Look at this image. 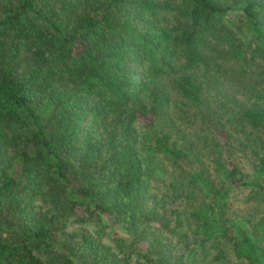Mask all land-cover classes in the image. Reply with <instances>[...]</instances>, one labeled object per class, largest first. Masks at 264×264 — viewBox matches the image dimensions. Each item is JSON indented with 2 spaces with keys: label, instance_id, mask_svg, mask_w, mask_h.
Returning <instances> with one entry per match:
<instances>
[{
  "label": "trees",
  "instance_id": "1",
  "mask_svg": "<svg viewBox=\"0 0 264 264\" xmlns=\"http://www.w3.org/2000/svg\"><path fill=\"white\" fill-rule=\"evenodd\" d=\"M261 204L264 0H0V264H264Z\"/></svg>",
  "mask_w": 264,
  "mask_h": 264
},
{
  "label": "rangeland",
  "instance_id": "2",
  "mask_svg": "<svg viewBox=\"0 0 264 264\" xmlns=\"http://www.w3.org/2000/svg\"><path fill=\"white\" fill-rule=\"evenodd\" d=\"M231 18L234 19L233 16H231ZM241 86H245V85H241ZM241 86H240V88L242 89ZM236 88H237V86H236ZM241 163H242V166H241L242 171L246 172L250 168L248 161L245 158H241ZM247 191L248 190L246 188H244V190L241 193L236 195L237 197H236L235 201L232 202V204H231V207L233 208V210L243 211V209H245V207H246L245 200L249 195ZM259 209H260V211H258V212L264 211V205L261 204V206H259ZM74 227H76V223L74 221H69L67 228L72 229ZM114 233H115V235L116 234H122L123 235L122 230L118 227L115 228ZM59 238L61 239L60 236H59ZM182 249H183V247H182ZM182 249L179 248V250H175L174 252L175 253L181 252Z\"/></svg>",
  "mask_w": 264,
  "mask_h": 264
}]
</instances>
